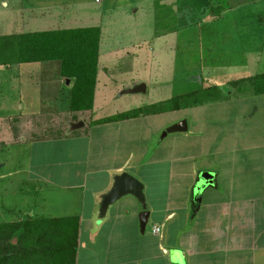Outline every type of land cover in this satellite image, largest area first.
<instances>
[{"label": "rangeland", "instance_id": "374dc122", "mask_svg": "<svg viewBox=\"0 0 264 264\" xmlns=\"http://www.w3.org/2000/svg\"><path fill=\"white\" fill-rule=\"evenodd\" d=\"M2 1L6 6H2L0 2V37L27 30L99 26L101 45L92 117H88V112L70 116L69 111L64 109V102L60 111H44L58 105L56 100H51V95L54 90L57 91L59 85L55 82L60 77L44 72L42 67L39 68L41 65L28 63L29 65L18 67H0V222L23 217L26 212L30 214L31 204H36L37 201L35 198L40 204L47 198L54 206L49 212L43 210L42 215L45 217H66L58 212L62 203L67 202L66 195L60 189L53 194H47L46 190L35 194L31 188H35L37 182L33 181L31 184L28 176L32 175L35 179L39 178L38 176H46L63 181V173L60 171L63 170L62 157L73 140L60 135L69 121L84 119L87 123H94L95 118L144 107L149 103L155 104L204 87H209L207 91L210 90L212 96H219L218 99L206 101L202 107L193 110L201 116L199 124L195 126L191 107L177 111L167 110L168 112L156 118L146 119L148 127H161V130L181 119H186L188 123L186 133L168 135L161 146L162 152L168 157L172 153L169 144L175 142L174 150L181 155L180 160L171 163L162 161L155 169L150 167L142 170L146 172L138 174L139 178L134 176L144 184L147 209L151 205L156 211L161 207L164 209V191L167 186L164 176H174L170 182L175 185L176 195L174 194L170 202L179 210L177 219L180 218L176 224H179L182 218L180 207L182 204L184 207L187 199L192 197V192L187 187L192 183L191 177L188 176H193L191 169L195 164L198 169L208 167L221 175L223 165L220 163L222 156L218 148H221L222 141L226 139L224 135L239 128L238 124L240 141L244 142L249 137L257 136L248 131L249 126H253L252 123L248 124L247 119L238 122L235 117L241 110L247 113L246 109L254 110L255 105L262 106V97H252L250 103H247V98L253 93L251 85L244 84L236 88L230 86V83L239 78L264 73V0ZM34 2L45 5H33ZM51 63L55 67L58 66V61ZM19 82H26L25 86L31 87L17 85ZM135 82L145 84V94H124L119 97L116 95L118 98L113 99L117 91L119 93L125 85ZM69 84L70 81L67 86ZM61 88L63 91L62 86ZM225 90L232 92V95L229 94L230 99L225 96ZM24 95L32 97L33 103L30 107L25 105L23 113L28 110L38 113L33 116L11 117L10 112H13L14 108L8 106L18 99L20 104L24 105ZM38 96H41L42 102ZM63 97L60 94L58 102ZM138 125L136 124L135 130ZM199 125L212 133L213 155L192 161L189 152V142L192 138L187 133ZM34 126L37 127L36 131ZM18 129L20 131H17ZM202 129L200 130L203 132ZM29 130L33 133H29ZM68 132L73 131L68 129ZM143 133L146 134V131ZM155 133L156 131L151 135L154 136ZM135 135L138 136L134 141L144 140L143 135ZM17 136L22 140L10 143L14 142ZM31 136L39 139L31 142ZM127 171L125 172L129 173V170ZM219 182L221 183L220 177ZM219 196L220 192L210 190L206 193L205 200ZM113 208L110 206L106 217L97 220L96 224L103 223L107 227ZM34 209L37 210L35 207ZM152 223V220L148 221L147 232ZM88 225L89 222L85 219L82 224L79 222L76 264H105L103 259L100 262L94 257V251L103 254L105 243L99 238L103 237V232L108 231L102 230V234L95 240L92 238V232L88 230ZM117 249L121 250L117 261L122 264L123 259H126L121 255L123 250L124 255H127V249V253L132 257L135 250H138V245L130 242L129 246L123 247V243H120L117 248L111 249L112 259ZM169 260L182 264L177 251L173 252ZM136 264L156 262L144 260Z\"/></svg>", "mask_w": 264, "mask_h": 264}, {"label": "crops", "instance_id": "0c3cea01", "mask_svg": "<svg viewBox=\"0 0 264 264\" xmlns=\"http://www.w3.org/2000/svg\"><path fill=\"white\" fill-rule=\"evenodd\" d=\"M0 2L2 6H6L4 1L0 0ZM35 3L41 2H34L32 4L34 5ZM41 5L45 4L41 3ZM41 30L54 29L27 30L23 32ZM10 34L17 33L6 35ZM51 62L56 61L32 63L41 65L39 68L42 67L44 72H48V74L53 76L55 75L57 78L60 77L55 82L59 87L51 95V100H56L58 105L51 106L44 111H60L64 103L67 107L64 109L69 111L67 103L68 91L67 87L63 86V82L66 80L59 74L60 63L58 61V66L55 67ZM24 64L29 65L28 63ZM21 65L23 64L12 65V67ZM97 81L96 75L95 92L97 90ZM25 83L19 82L17 85L24 84L25 86ZM138 83L140 82L130 83L124 87H132ZM28 84L31 85L30 83ZM61 86L63 87V91ZM65 86H67L66 83ZM11 87L14 88L13 86ZM117 92L114 97L112 96L113 99L118 98L116 97ZM145 93L146 91L130 95ZM60 94L64 97L60 98L58 102ZM229 94L232 95V92L225 94L227 99H230ZM38 97L41 100V96ZM252 97H262V100H260L263 103L262 106L255 105L254 110L246 109L247 113L241 110L240 113L237 112L235 119L238 122L247 119L246 122L253 125L249 126L250 130L248 129V131L250 134L254 133L257 136L254 138L249 137L244 142L240 141L239 133H237L240 129L238 124L239 128L235 131H229L224 135L226 139L224 138L222 141L221 148H218L220 156H222V162H220L223 165L221 175L218 174V171L216 172L208 167L198 169V166L195 164L191 169L193 176H188L192 180V183L187 187L189 191L192 192V188L200 172L214 173L213 184L204 188L197 202H193V193H191L192 197L190 196L187 199L185 206L183 207L182 204L180 207L182 218L179 224H176V221L180 218L177 219L179 210L173 207L172 202H170L174 194L176 195L175 185L170 182V179L173 180L174 176L169 175L164 176L167 181L164 191V209L161 207L162 210L157 209L156 211L151 205L147 209L149 211L147 223L149 220L153 222L149 232L146 231L147 223L144 232H140L138 214L141 206L130 195L120 198L111 205L114 208L107 227L103 223L96 224L97 220L100 221L106 217L100 220L98 218L100 196L110 188L114 174L129 170V174L139 178L138 174L146 172H142L146 168L152 167L155 169L162 161H169L171 163L181 159V155L174 150L176 144L173 141L169 144V147L172 149L170 156L166 157L162 152V143L168 135L172 134L158 138L159 134L166 127L175 122L167 125L162 130L160 129L161 127L151 129L147 125L146 119L156 118L165 112H155L133 118L100 123H87L82 119L84 124L77 130H71L69 126L71 122H67V127L63 128L64 132H61L60 136L65 139L70 138L73 141H71V144H68L66 152L62 157L64 163L63 170L60 171L63 173V181L60 182L58 179L46 176H38L40 179L37 177L35 179L30 174L31 176L28 177L31 180V184L33 181L37 182L36 187L31 189L35 194L44 190L47 191V194L50 192L53 194L54 191L60 189L66 195L67 202L62 203L58 211L59 214L77 216L80 224L84 222V219L88 221V230L92 232V238L95 240L102 234V230L108 231V233L103 232V237L99 238L103 239L105 243L103 244V254L102 252L94 251V257L100 262L103 259L105 264H119L117 256L120 255L121 250L117 249L115 257L112 259L110 257V253L113 254L111 249L117 248L120 243H123V247H127L130 242L138 245V250H135V254L132 257L127 253V249V255H124L125 251L123 250V254L121 255L126 259H123L122 264H136L144 260H152L156 264H176L169 260L173 256V252L176 251L180 254L182 264H264V93H251L246 100L247 103H250V98ZM24 99V105H21L20 99H18L8 106L9 108H14V111L10 112L11 117L33 116L38 113L37 111L30 110L23 113L24 106L30 107L33 103L32 97L24 95ZM204 104L206 103L191 106V110H195L196 107H202L201 105ZM91 111H69V113L71 116L76 115L75 113L88 112V117H92ZM191 115L194 117L193 126L195 124L198 125L201 120H199V117L201 116L196 111H193ZM108 116L113 115H106L101 118ZM95 119L99 120L100 118ZM136 124H139V127L135 130ZM200 127L203 126L199 125L187 133L192 138L189 142V152L192 161L200 157L213 155L211 144L212 133L205 129V127L203 129ZM36 128L35 126L33 127L34 131H36ZM68 129L73 132H68ZM17 131H20V129ZM144 131H146V134L143 133ZM152 131H156L154 136L151 135L153 134ZM28 132L33 133L30 130ZM135 134L143 135L144 142L134 141L138 136ZM32 138L31 136V142L39 139ZM21 140L22 138L17 136L13 143H18ZM142 142L143 145H141ZM171 172L172 167L170 165L169 174ZM219 177L221 183L219 182ZM210 190L220 192V196L205 200V195ZM35 200L39 201L37 198ZM37 201L36 204H31L33 207L30 205L31 213L26 212L27 214L45 217L42 215L44 211L49 212L48 210H52L54 207L47 198H45L43 204ZM34 207L37 209L36 211ZM156 213H160V215ZM154 227H158L159 231L154 233L152 230Z\"/></svg>", "mask_w": 264, "mask_h": 264}, {"label": "trees", "instance_id": "16d2710c", "mask_svg": "<svg viewBox=\"0 0 264 264\" xmlns=\"http://www.w3.org/2000/svg\"><path fill=\"white\" fill-rule=\"evenodd\" d=\"M101 30L99 26L22 32L0 37V67L24 63L59 61V74L70 84L68 110L93 107ZM251 85L264 93V73L233 80L232 87ZM209 87L173 96L159 103L130 109L96 120H122L167 110H180L212 101ZM10 143H13L10 141ZM77 216L40 217L25 214L0 222V264H76L79 240Z\"/></svg>", "mask_w": 264, "mask_h": 264}, {"label": "water", "instance_id": "95a60500", "mask_svg": "<svg viewBox=\"0 0 264 264\" xmlns=\"http://www.w3.org/2000/svg\"><path fill=\"white\" fill-rule=\"evenodd\" d=\"M68 81L69 80H66L65 83L68 84ZM145 91V84L143 82H140L133 85L132 87H124L122 91H120L116 95L119 97L124 94L144 93ZM227 93L228 92L225 90V94ZM83 124L84 123L82 121H77L71 122L69 126L71 130H74L82 127ZM187 130L188 124L186 119H181L166 127L161 132L160 138L165 137L167 134L185 133L187 132ZM212 175H214V173L212 172H200L198 174L197 180L195 181V184L192 188L193 202H197L199 200L200 195L206 186L213 184ZM127 195L133 196L140 203L141 210L138 214V223L140 232L143 233L149 216V211L147 210V202L144 194V184L125 171L114 174L110 188L107 192L100 196L98 218L99 220L103 219L107 214L108 208L117 200Z\"/></svg>", "mask_w": 264, "mask_h": 264}, {"label": "built area", "instance_id": "2783aa9c", "mask_svg": "<svg viewBox=\"0 0 264 264\" xmlns=\"http://www.w3.org/2000/svg\"><path fill=\"white\" fill-rule=\"evenodd\" d=\"M95 1H96V0H95ZM152 230H153L154 233H156V232L159 231V228H158V227H154Z\"/></svg>", "mask_w": 264, "mask_h": 264}]
</instances>
